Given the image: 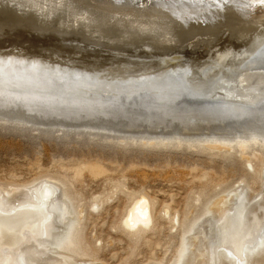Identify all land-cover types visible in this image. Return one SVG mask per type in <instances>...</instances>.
Listing matches in <instances>:
<instances>
[{"label":"rangeland","instance_id":"1","mask_svg":"<svg viewBox=\"0 0 264 264\" xmlns=\"http://www.w3.org/2000/svg\"><path fill=\"white\" fill-rule=\"evenodd\" d=\"M0 36V55L33 60H14L20 63L12 71L2 68L1 75L7 78H0V89L8 86L7 82L19 80L29 86L27 79L18 77L21 71L30 73L27 78L34 80V86L45 82L34 77L35 73L51 76L66 72H78L96 85L99 80L135 83L116 88L120 91L102 85L88 86L89 94L98 93L93 99L74 96V102L114 99L119 108L123 106V112L109 109L113 114L110 116L109 110H101L99 116L95 113L91 117L72 118L0 108V189H22L49 179L58 183L60 197L64 195L71 208L74 225L68 241L57 250L58 257L75 259L77 264H176L181 241L187 238L191 227L200 224L207 212L214 215V207H219L217 202L228 194L224 207L230 206L236 192L243 189L251 211L256 205L254 214L264 207V121L260 124L264 120V72H261L264 51L246 59L249 53L243 51L248 49V43L239 46L227 41L211 46L191 44L180 51L163 53L145 46L84 42L52 29L39 31L28 26L19 31H3ZM226 49L233 55L236 51L242 53L212 65ZM30 66L33 68L29 69ZM255 71L257 75L252 77ZM162 72L165 75L157 76ZM241 72H248V76ZM223 78L228 84L235 79L237 82L228 85L222 82ZM48 80L53 82L49 84H56ZM220 83L229 88L234 86L232 96L235 94L236 98H224V90H218ZM83 84L87 83L83 80ZM154 89L162 90L157 94ZM245 93L249 99L257 98L254 103L257 115L253 105L239 106L240 109L238 105H226L229 100L249 101ZM169 98L174 100L170 101L172 108L165 116V109L158 102ZM39 101L47 100L35 91L21 94L0 90V105ZM217 103L225 105L218 107L224 106L227 114L219 110ZM200 104L203 107L206 104L207 109ZM212 104L216 105L217 113ZM230 107L234 111L239 109L237 114ZM202 109L210 117L201 114ZM157 111L163 114L157 115ZM139 197L150 205L149 224L128 228L125 214ZM200 226L204 229L206 222ZM131 232L140 234L134 236ZM195 236L189 237L190 254L194 251Z\"/></svg>","mask_w":264,"mask_h":264},{"label":"bare ground","instance_id":"2","mask_svg":"<svg viewBox=\"0 0 264 264\" xmlns=\"http://www.w3.org/2000/svg\"><path fill=\"white\" fill-rule=\"evenodd\" d=\"M243 1H245V0H243ZM249 1L252 4V5H250V9L248 8L249 11L242 9V11H240L241 14H247L246 16H249L251 22L257 24L259 29L261 27L264 28L263 27V25H264V7H261L259 4L254 5L255 2H258V1L264 2V0H249ZM109 2H110V0H0V12L4 15H9L10 18L7 19L9 23L12 20H19V21L25 20V22H27L28 20L32 19V20H36V22H38V23L34 22V24H33L35 27L34 29H39V30L52 29V30H55L57 32H62L63 30L77 31L80 36L84 37L81 39L89 38V39H92L94 42H105V43H109V44L121 42V44H128L127 42H129L130 40H129L127 35H129V34L130 35L131 34H139L141 36H144V35L154 36L155 34H159L158 36H160V37H158V38H160L162 40H163V38L165 39V36H167V35H165L167 33L164 34V32L159 31V29L161 28V25L158 21L161 20V17H157L158 11L155 10L153 7L146 6L144 8H135V9L130 8V9H123L120 11H116V10L112 9ZM241 2H242V0H241ZM241 8H245V6H243ZM245 11H247V12H245ZM102 15H103V19H101ZM180 17H182V16H180ZM164 18H166V17H164ZM108 28H110L111 30H108ZM105 30H107V31H105ZM117 30H119V31H117ZM112 31H114V33ZM115 31L117 32V34L121 33L120 35H122V37L119 35H116ZM65 43H66V41H65ZM248 45H249L248 49H245L243 51V54H246V52H247V54L249 53L246 59L255 55L256 52L263 54L262 52L264 51V31L262 29L259 31H255L254 34H252V36L250 37ZM206 52H208V51H206ZM100 53H102V52H100ZM241 53H242L241 51L240 52L236 51L233 55L231 52H229L228 49H226V50H224L218 54L217 60L215 62H213L212 65L217 66V65H219V63L223 62L226 58H228V57L236 58L239 55H241ZM133 54H134V52H133ZM136 55H138V54H136ZM261 56H263V55H261ZM13 57L15 59H13L10 55H0V62L2 63V64L0 63L1 64L0 65L1 70L3 68L6 71L8 69L10 71H12V70H14L12 68L13 67L16 68L17 63H20V62L14 61V60H19V59L25 60L22 57H15V56H13ZM132 58H130V59H132ZM134 58H136V57H134ZM139 58H141V57H139ZM139 58H137V59H139ZM110 59H112V58H110ZM142 59H143V57H142ZM251 60H250V62H251ZM25 61H28V60H25ZM30 61H33V60H30ZM30 61H28V62H30ZM136 62L139 63V61H136ZM260 63H261V61L259 62V64ZM12 64L14 66H11ZM241 66L243 67L242 64H241ZM255 66L257 67V65H255ZM262 66H263V62H262ZM260 67H261V65H260ZM32 68L33 67L30 66L29 69H32ZM239 68H240V66H239ZM245 68H248V65L245 66ZM262 68H264V67H262ZM250 69H252V66ZM4 70L0 71V78L3 77L6 80L7 77L4 75H1V74H4L3 73ZM237 70H239V69H237ZM237 70L235 72L236 75H237ZM261 72H264L263 69ZM70 73H67V72L64 74L62 73V75H59V76H61L62 78H64V77L69 78L72 76L81 77L78 75V72H76V74L72 73V72H70ZM224 73H226V72H224ZM241 73L243 74L244 72H241ZM247 73H244V75H246ZM255 73H257V72L256 71L253 72L254 76H252V77H255V75H257ZM239 74L240 73H238V76H239ZM253 74L251 73L250 75H253ZM258 74H260V72H258ZM158 75L160 76V75H165V74H164V72H162V73L157 74V76ZM226 76H228V75H226ZM247 76H248V74H247ZM260 76H258V77H260ZM241 77H243V75ZM249 77H251V76H249ZM247 78L248 77H245V79H247ZM26 79H27V81L30 82L29 87L32 88V91H35V89L39 86L40 87L50 86V87H55V88H59V89H62L63 87L64 88L69 87L70 90L73 89L72 91H74L75 97H82L83 96L86 99H93L98 94V93L97 94L96 93L95 94H89L87 91L90 89H86V87H88V86H90V87L93 86V87L98 88L102 85V86L111 87L112 89L111 88L110 89L112 91L114 89H115V91H120V90H116V88H118L121 85L130 86V85L135 84L133 82L130 83V82H125V81H123V82L122 81L121 82H118V81L115 82L114 81V82L107 83L108 81L103 82V81L99 80L100 84L96 85V83L89 80L90 82H88V83L86 82L87 84L85 85V84H83V80H81V86L77 85L75 83H70L69 85H66V86H62V87L58 86L57 87L53 84L48 85V84H46L47 82H42V83L37 82V84H36L37 87H36V85L35 86L33 85L34 80H30L27 77H26ZM219 80H222V78ZM236 80L237 79L233 80L232 84H236L234 82ZM247 80H249V79H247ZM70 82H74V81H70ZM218 82H221V81H218ZM222 82L227 83L228 81L226 82V80H225ZM101 83H103V84H101ZM232 84H230V85H232ZM221 85H222V86H220L221 88L219 87L220 89H218V88H216V89L220 90L221 92H223V90H224V98H228V97L232 96V94L234 92V88H233L234 86H231L229 88V86L223 85V83ZM258 86H260V85H258ZM216 87H218V86H216ZM245 87H247V86H245ZM129 88H134V87H129ZM235 88H236V86H235ZM221 89H223V90H221ZM226 89H227V91H226ZM228 89H229V91H228ZM243 89H244V87H243ZM159 90H162V89H159ZM263 90H264V88H263ZM58 91H60V90H58ZM247 93H245L246 94L245 99H249V95H247ZM262 94H263V92H262ZM209 95L211 96V94H209ZM212 95H213V93H212ZM234 95L232 97L236 98V96H234ZM208 96H206V97L208 98ZM237 96H239V94ZM255 96H257V95H255ZM234 98H232V99H234ZM240 99H242V97ZM261 99L259 100V103L263 102V100L261 102ZM173 100L174 99L169 98L166 101L170 102ZM236 100L239 101L238 98ZM113 101H114V99L109 100V99L103 98V99H97V101L93 102V103H98L99 105H96L94 107L102 110L103 112H105V111L108 112L107 109H110V110L111 109L113 110L116 108H118V110L123 109L122 108L123 106H121L119 108L115 104V102H113ZM201 101H202V99H201ZM255 101H257V98H255V97H253V98L251 97L249 99V101H243V102L242 101H239V102L235 101L234 102L232 100L231 101L229 100L228 102H226V105H227V103H229V104L231 103V105H233V107H234V105L235 106L238 105L239 109H240V107L241 108L242 107L248 108L250 105H253V106H255L256 111H255V108L254 109L252 108L253 109L252 111L257 112V113H255L257 115L258 111H257V107H256L257 105H254ZM39 102H47V101H39ZM213 103H216V102H213ZM223 103L219 104V105L217 103V107L220 105H224ZM6 104L9 105L11 103H8V102H5L4 104L2 103V105H6ZM40 104H44V103H40ZM110 104H113V105H110ZM193 104H196V103H193ZM208 104H207V106H208ZM229 104H228L227 108L230 106ZM242 104H246V105H242ZM203 105L206 108V106H205L206 104H203ZM194 106L196 107V105H194ZM194 106H193V108L195 110L194 109L193 110L196 111V108H198V105L196 108ZM214 106L215 107H213V104H212V108L216 109V105H214ZM224 106H222V109L220 107H218V108H220L219 110H223V113L225 112V114H227V111L224 110ZM79 107H81V105H79ZM204 107L202 106L201 108H204ZM261 107L262 106H260V108ZM89 108H90L89 111L96 109V108H93V106L89 107ZM171 108L172 107L170 106L168 108V110L167 109L164 110L163 113L165 114V116L170 112ZM230 108H232V107H230ZM250 108H251V106H250ZM260 108H258V109L260 110ZM215 109H214V111H216ZM233 109L234 108H232V110ZM239 109H237V110H239ZM110 110H109V116H110V113H111V115H113L112 112L115 111V110H113V111L111 110L112 112H110ZM118 110L116 109L117 112H118ZM121 110H119V111H121ZM148 110H149V108H148ZM154 110H156V109H154ZM234 110H233V112L235 113L237 110L236 111H234ZM242 110L244 112V109H242ZM197 111L201 112V110H197ZM204 111L206 112V114ZM210 111H211V109H210ZM217 111H216V113H217ZM245 111H250V110L246 109ZM117 112H115V113H117ZM122 112H123V110H122ZM122 112H121V114H123ZM149 112H152V110ZM153 112H155V111H153ZM208 112H209V110H208ZM212 112H213V110L210 112V114ZM228 112H230V111H228ZM238 112H240L242 114L241 111H238ZM253 112H252V114H254ZM260 112H262V109ZM202 113L204 116L208 115V117H210V115L207 114V110L204 109L201 112V114ZM247 113H249V115H250V112H247ZM99 114L100 113H98V116H99ZM104 114H106V113H104ZM104 114H103V116H105ZM219 114H222V113H219ZM236 114H237V112H236ZM260 114H262V113H260ZM259 115H258V117L256 116L257 120H259L261 118V117H259ZM72 116H74V115H72ZM153 116H152V119H153ZM188 116H190V115H188ZM188 116H186V117H188ZM193 116H191V117H193ZM195 116H196V114H195ZM263 116H264V114L262 115V119H264ZM200 117H202V115ZM253 117H255V116H253ZM149 118H151V117H149ZM152 119H149V120H152ZM146 120H148V118H146ZM192 121H194V120H192ZM263 121L264 120H262L260 122V124ZM257 122H259V121H257ZM261 126H262V124H261ZM57 189H59V190H57ZM59 191H61V190H60L58 183L54 182L52 180H49V179L40 180L37 183H34L30 186L23 187L22 189H12L10 191H4V190L0 189V212L3 213V214L0 213V264H39L40 262L41 263L43 262L42 264H73L74 262H76L74 258H73L74 260H71V259L66 260V259H62L63 257H58L59 254L57 253V249H56V248L60 247L64 242L68 241L70 236L68 238H66L65 241H64V237H67L70 234V231L72 230L73 225H74V218H73L74 216L71 215L72 214L71 208H70L68 202L65 201L66 199H64L65 198L64 195H62L63 196L62 198L60 197L61 193ZM243 191H245V190L243 189ZM243 191L238 190L236 192V194L234 195L235 198L234 199L232 198L233 203H231V204L229 203L230 206H228V207H224V205H227V203H228L227 200L230 196L229 194L226 197L222 198L220 201H218L216 206H219L220 208L214 207L215 210L217 209L216 211L213 210V212L215 214L211 215V214H209V212H207L205 214V217H203V219L200 221V224H201V222H202V224H203V222L204 223L206 222V226L204 229H201L203 227L200 226V224H195L191 227V229L188 232L187 238L185 237L181 241L180 251H179L178 258L176 260V264H180L182 257L185 255V252H186L185 250L187 249L186 247L189 246L190 248H192L191 247L192 245L189 244V243H191V241H190L191 239H189V237L195 236V235H196L195 238L194 239L192 238V240H195V243L193 245L194 251L191 252L190 257H187L183 264H215V258L218 262L217 264H240L241 262L244 261L243 257L246 254V251L249 250L248 245H252L254 243H259L260 244L259 247H261V245L262 246L264 245V207L262 206L263 208L262 207L260 208V206H259L258 208H260V212L257 211V214H254V213H256V211L254 212L256 205H255V207L253 206L254 209L251 211L252 208L249 207L250 206L249 205L250 202L248 201L249 199L244 197V195L246 193L243 195V193H244ZM262 196H264V195L262 194ZM226 201H227V203H225ZM207 209H209V207ZM149 221H150V205H149L148 201L144 199V197H139L133 202V204L130 206V208L127 210V212L125 214V218H124L125 226L128 228H130V227L132 228L135 226H147L149 224ZM199 226H200L201 230H198ZM213 227H214V229H213ZM46 242H47V246H44V244ZM249 254L250 255L247 254V256H246V260L247 261L249 260V262H247V264H264V246L255 252L254 251L250 252ZM60 256H62V255L60 254ZM33 261H35V262H33ZM77 263L78 262H76V264Z\"/></svg>","mask_w":264,"mask_h":264},{"label":"water","instance_id":"3","mask_svg":"<svg viewBox=\"0 0 264 264\" xmlns=\"http://www.w3.org/2000/svg\"><path fill=\"white\" fill-rule=\"evenodd\" d=\"M109 3L112 9L116 11L130 8H144L146 6L153 7L155 10L158 11L157 17H161V20L158 21L161 25L159 31L164 32V34L167 33L165 34L167 36H165V39L163 38L162 40L158 38L160 37L158 36L159 34H155L154 36H141L139 34H129L127 35L130 40L129 42H127L128 44H121V42L110 44L105 42H98L104 45H133L138 46L139 48L145 46L149 49L159 50L163 53H171L174 51H180L182 49H185L191 44L198 43H206L207 45L210 44L209 46H211L216 43H223L228 41L233 42L234 44L239 46L246 45L249 42L252 34H254L255 31L260 30L258 25L252 23L250 17L246 16L247 14H241L240 12L242 11V9L249 11L248 8L250 9V5H252L249 0H242V2L241 0H110ZM256 4H259L261 7H264V2L258 1L254 3V5ZM243 6H245V8H241ZM8 18H10L9 15H4L0 12V34L3 31L8 30L19 31L27 26L29 28H35L33 24L34 22H36V20L31 19L25 22V20L19 21L11 19L12 21H10L9 23L7 20ZM101 19H103V15ZM108 30L111 29L108 28ZM112 32L114 33V31ZM60 33L66 36L83 40L84 42H93V40L89 38L81 39L84 37L80 36L77 31L63 30ZM115 33L116 35L122 37V35H120V32V34H117L116 31ZM27 72L21 71L18 72L17 75L20 79L22 77L26 79V77H29L28 74H30ZM35 75L37 76L34 77H39L40 79L45 80V82L48 81V85L49 83H53L50 82L51 80L48 79H52L57 83L53 85L57 87L66 86L70 83H75L81 86V80H84L87 83L90 82L88 79L81 78L78 76L61 78L58 74L48 76L44 73H35ZM8 83L9 82H7L8 86L0 89L1 92H14L21 94L25 92H32V88L25 85L24 82L20 80L18 81V83ZM122 87L127 88V86L125 85ZM153 91L157 94H159L160 92L159 89H154ZM35 93H37L42 99L47 100V102H31L30 104L32 105H23L21 102H14L11 103L12 105H0V108H18L25 111L26 113H44L45 115L50 116H56L60 114L72 118L80 116L89 117L101 111L100 109L94 107L96 105H99L98 103L87 101L74 102V91L70 90L69 87H63L62 89H59L50 86H39L35 89ZM77 105H81V107H76ZM92 106L96 109L89 111V107ZM158 106L162 107V109L168 110V108L172 105L171 102L162 100L158 102ZM157 113L158 115L163 114L162 111H157ZM130 234L137 236L140 233L132 232ZM68 237L69 235L67 237H64V241ZM62 245L56 249H61ZM44 246H47V242L44 244ZM248 246L249 250L246 251V254L243 257L244 261L240 264H247V262H249V260H246L247 254L250 255V252H255L261 249L264 245H261V247H259V243H254ZM186 248L187 249L185 250V255L182 257L180 264H183L187 256L190 254L189 246H187ZM217 263L218 262L215 258V264Z\"/></svg>","mask_w":264,"mask_h":264}]
</instances>
